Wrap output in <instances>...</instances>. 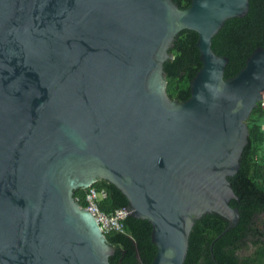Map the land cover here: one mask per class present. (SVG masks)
Segmentation results:
<instances>
[{"label": "water", "instance_id": "obj_1", "mask_svg": "<svg viewBox=\"0 0 264 264\" xmlns=\"http://www.w3.org/2000/svg\"><path fill=\"white\" fill-rule=\"evenodd\" d=\"M249 0H0V264H111L115 246L73 195L106 179L147 219L150 264H183L196 219L238 221L229 176L264 97V46L224 76L212 36ZM201 65L166 92L181 29Z\"/></svg>", "mask_w": 264, "mask_h": 264}, {"label": "trees", "instance_id": "obj_2", "mask_svg": "<svg viewBox=\"0 0 264 264\" xmlns=\"http://www.w3.org/2000/svg\"><path fill=\"white\" fill-rule=\"evenodd\" d=\"M187 7L190 0H173ZM197 33L188 28L175 35L168 51L172 57L163 62L166 73V92L178 101L190 95V80L201 65L196 46ZM213 50L226 55L224 76L235 74L247 56L257 46H264V0H249L248 11L243 16L225 19L211 38ZM264 112L259 104L246 119L248 141L243 148L238 170L229 180L236 194L229 204L238 208V221L233 227L210 243L227 225V220L217 213H204L195 220L188 237V247L183 264H264ZM104 188L105 197L99 201L104 212L127 205L125 195L106 179L93 183ZM73 195L82 206L86 205L83 190L77 188ZM123 230L105 232L107 240L115 246L108 259L111 264H150L155 255L151 241V224L147 219L127 215ZM252 247L249 253L239 254L240 248Z\"/></svg>", "mask_w": 264, "mask_h": 264}, {"label": "built area", "instance_id": "obj_3", "mask_svg": "<svg viewBox=\"0 0 264 264\" xmlns=\"http://www.w3.org/2000/svg\"><path fill=\"white\" fill-rule=\"evenodd\" d=\"M258 104L264 112V97H262L258 101ZM262 128L264 129V122L262 123ZM105 195L106 191L104 188H98L94 185L88 190H83V196L86 202V205L84 207L94 215L103 233L113 229L122 231V220L127 216L125 215L124 209H126L127 206H120L115 208L113 211L104 212L99 207V201H101L105 197Z\"/></svg>", "mask_w": 264, "mask_h": 264}, {"label": "rangeland", "instance_id": "obj_4", "mask_svg": "<svg viewBox=\"0 0 264 264\" xmlns=\"http://www.w3.org/2000/svg\"><path fill=\"white\" fill-rule=\"evenodd\" d=\"M251 249H252L251 246L248 247V248H240V249L238 250V253H239V254L249 253V252L251 251Z\"/></svg>", "mask_w": 264, "mask_h": 264}]
</instances>
